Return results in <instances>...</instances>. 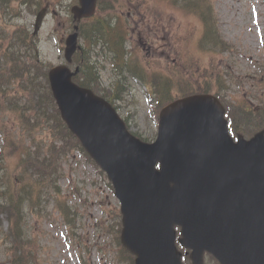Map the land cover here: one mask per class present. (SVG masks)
Instances as JSON below:
<instances>
[{
	"label": "water",
	"instance_id": "95a60500",
	"mask_svg": "<svg viewBox=\"0 0 264 264\" xmlns=\"http://www.w3.org/2000/svg\"><path fill=\"white\" fill-rule=\"evenodd\" d=\"M80 1L76 18L92 16L97 0ZM76 39L67 42L68 60ZM71 76L65 67L51 71L54 96L115 185L124 215L122 243L137 256L136 264H181L175 225L183 229L181 243L194 250V264H203L205 251L222 264H264V132L235 144L219 101L194 96L164 109L158 141L144 144Z\"/></svg>",
	"mask_w": 264,
	"mask_h": 264
},
{
	"label": "rangeland",
	"instance_id": "374dc122",
	"mask_svg": "<svg viewBox=\"0 0 264 264\" xmlns=\"http://www.w3.org/2000/svg\"><path fill=\"white\" fill-rule=\"evenodd\" d=\"M42 2H44L43 6L49 2L51 7L39 34L41 58L47 64L58 66L65 63L62 50L64 44L61 41L62 37L68 34L70 9L74 2L40 0V3ZM164 3L163 1L162 4ZM211 5L217 30L228 44V50H222L219 46L212 48V53H207L205 50L208 47L202 45L199 47L197 44L199 36L195 38L190 36L192 41L187 45L189 51L182 50L178 45V48L185 52L183 60L189 61L193 55L199 57V60L191 64L195 65L194 70L197 64L199 65L200 71H197V75H200V79L201 75L211 70V66L219 67L220 71L217 70L216 73L220 72L227 88L223 98L236 108L242 105H252V108L264 106V0H211ZM151 7L153 12L150 17L151 23H162L166 13V21H163L166 26L160 28L167 29L168 35L172 33L178 38L179 35L188 37L196 30V19L184 16H179L178 19L174 10L164 8L163 5ZM54 9L56 14L53 13ZM254 10L257 11L253 12ZM36 11L34 7L25 5V10L24 7L20 10V17H13L7 21L12 26L23 24L33 30ZM256 13H261L260 25L256 24V19L253 17ZM188 16L194 15L188 14ZM173 19L174 24L171 23ZM163 33L167 35L164 31L159 32L160 38L155 45L160 46L163 43L160 41ZM162 40L165 41L166 50L169 51L170 48L173 52V45L177 50L176 43L172 45L166 36ZM213 41L214 35H212V43ZM160 52L159 50L155 54V58H158ZM157 62L163 61L155 59V66L159 70H164L154 78L160 73L167 77L170 74L169 65L172 63V57L167 61V66L163 63V66L159 67ZM191 64L188 62L190 67ZM101 78L106 86L114 81L109 69L102 72ZM126 87L122 99L117 101L115 108L119 115L127 120L132 133L152 142L157 137L158 126L153 120L152 109L145 99L146 88L133 82ZM188 87L191 88L192 85ZM183 89L185 90L186 87ZM179 92L180 90L172 89V92L167 94L168 98L178 97ZM235 107L233 109H236ZM3 119L9 121L8 116L0 115V152L3 153L4 150L1 170L7 167L11 172L19 163V157L15 153V145L5 140V136L9 135V139L13 142L8 132L11 125L5 127L1 122ZM17 130L14 131L15 143H18L21 135ZM63 167V178L59 188L62 196L68 200L67 205L71 211L70 224L66 223L59 214L54 200L45 203L38 214L27 213L29 234L39 243L42 264H127V258L119 252L117 242L112 236H105L97 225L104 216V210L118 206L105 180L98 174L96 168L79 154L69 159ZM0 264H7L1 244ZM206 264L215 263L207 258Z\"/></svg>",
	"mask_w": 264,
	"mask_h": 264
},
{
	"label": "trees",
	"instance_id": "16d2710c",
	"mask_svg": "<svg viewBox=\"0 0 264 264\" xmlns=\"http://www.w3.org/2000/svg\"><path fill=\"white\" fill-rule=\"evenodd\" d=\"M93 26L90 29L92 35L101 37L107 32V28L99 23ZM24 41L28 44L22 43V46L29 50L24 56L17 53V47H9L6 52L7 70L2 67L0 70L7 86H2L0 92L8 109L16 116L19 127L32 135L36 149L21 159L14 175L17 178L9 180L5 192L8 196L0 200V217L5 216L10 224L2 236L9 264H40L35 254L36 243L27 237L23 226V205L29 202L31 208H35L44 189L50 185L58 188L61 159L69 150L79 148V143L68 133L59 118L49 89L47 69L38 62L36 44L32 45L29 35L24 36ZM14 82L19 84V88L12 92L9 85ZM211 88L209 85L203 90L208 92ZM3 194L0 193V196ZM106 229L113 232L114 225Z\"/></svg>",
	"mask_w": 264,
	"mask_h": 264
},
{
	"label": "bare ground",
	"instance_id": "6f19581e",
	"mask_svg": "<svg viewBox=\"0 0 264 264\" xmlns=\"http://www.w3.org/2000/svg\"><path fill=\"white\" fill-rule=\"evenodd\" d=\"M108 35H109V32L107 31V32H105L104 34H102V37H103V38H107Z\"/></svg>",
	"mask_w": 264,
	"mask_h": 264
}]
</instances>
